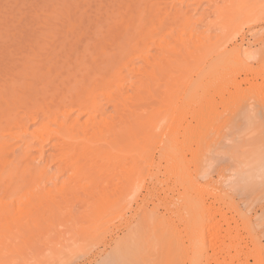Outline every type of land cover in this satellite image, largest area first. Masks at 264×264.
<instances>
[{"label": "bare ground", "instance_id": "bare-ground-1", "mask_svg": "<svg viewBox=\"0 0 264 264\" xmlns=\"http://www.w3.org/2000/svg\"><path fill=\"white\" fill-rule=\"evenodd\" d=\"M197 1V6L203 2V0ZM215 1L207 0L210 6L208 9H211L212 6L215 8L216 21H213L211 25L206 24L205 31L199 32L190 22L191 20L185 18L187 13L185 9L188 6H184V0H176L175 3L177 2L180 7L177 8L176 5L175 9L172 8L173 10L170 12L174 19L182 18L180 26L176 25L180 30L171 25L167 35H163L167 21L164 16L160 26L157 27L159 32L156 30L154 31L155 35L152 34L154 33L151 32L152 25L146 28V30L148 29L146 32L141 30V34L144 33L143 35L138 34V38L141 39L136 38L139 41L137 42L135 39L134 46H131L133 40H128L131 42L128 44V49L123 47L126 49L123 58L121 55L122 59L119 60L115 55L114 59L117 60V63L114 62V65L112 64L110 67L111 70L106 74L100 75L102 77L98 83H89L82 93H76L75 97L66 103L63 101L51 107L45 105L41 108L39 106L37 108L33 104L34 107L30 106L28 110L25 102L23 103L26 105L25 109H23L25 106L20 104L21 108L25 110L20 117L21 123L27 122L30 125H36L32 129L26 128L19 135L22 140L24 136L27 137L28 140L23 143L31 142V145L23 152V156L28 157L31 150H36L39 152L40 159L44 160L46 145L51 142L50 149L53 153L50 158L48 157V167L31 175L28 183H26V179L19 182V178L16 177L18 174L16 165L11 171L7 169L2 173L7 177H14L15 185L11 188L10 194L3 192V198H7L9 201L0 200V264H20V261L21 264H28L27 255L30 253L31 256L29 255L28 259L31 258L32 252L28 251L26 243L29 241L40 243L41 239L45 238L43 235H48L50 238V234L56 233L57 226L59 228L62 222L70 225L69 227L73 229L75 235H79L81 230V233H84L83 235L80 233L83 238L84 235L86 238H96L95 235L105 232L108 230L106 228H110L112 225L114 226L115 221L119 223L124 218L125 208L132 202L130 199L134 193L133 189L139 182L141 183L140 179L142 178L137 164L142 157L143 161L146 159L144 154L149 150H147L148 145L153 142L151 139L139 142L138 134L144 130L151 133L159 127L162 129V131L160 130L161 135L157 142L153 140L156 142L161 160L165 163L161 173L165 179L160 183L164 184L167 180L173 185L181 186L184 191L180 201L184 199V207L186 202L191 200L200 204L198 209L194 207L193 215L187 221L186 234L189 243L187 242L188 246L181 245L179 252L183 251L185 255L188 252L191 256L185 258L181 264H264V253L257 241L258 237L255 236V232L248 224L252 217L247 215V218L244 216L245 212L242 213L244 217L241 219V225L246 231V235L242 233L243 237L239 233L238 224L225 215L226 210L231 208L235 210L236 205L233 204L232 199H229V189L226 188L228 184L237 186L238 184L251 183V181H255L254 179L261 181L264 178V171L260 169L264 164L260 165L259 162V160L262 161V157L264 159V60H261V57L264 56L260 57L259 54L256 55L257 57L255 56L258 60L255 59L253 51L251 52L250 49L251 44L245 43L243 35L240 36L238 43H232L239 37L242 30L239 26L243 11L235 9L238 0H231L232 3L229 5L231 8L228 11L217 8L214 4ZM231 10H233L232 13L229 12ZM139 15L140 13L137 14L136 20L139 19ZM199 21L203 22L202 19ZM141 29L145 30L143 27ZM149 40L150 43H146ZM124 43L126 41H123V46ZM228 44H232L229 49L227 48ZM151 50H155V53L152 54ZM112 61L113 59L108 62L111 64ZM137 61H140L141 65L136 66ZM95 64L98 65V63ZM97 65H95V69L98 68ZM125 72L128 78L124 75ZM89 79L91 80V78ZM12 85H10V90L14 88ZM158 88H162L160 90H164L165 94L164 97L158 94L159 100L153 96V90ZM129 91L130 94H128ZM14 95L15 93H13L10 103L9 98L3 96L0 102L7 108L14 106L18 101V96ZM154 98L158 100L156 108L153 105L154 108L148 110L147 106H145L147 108L141 106L142 104L144 106L146 99L152 101ZM216 98L221 101L219 102L221 106L217 103ZM103 107L111 111L107 113ZM219 107L222 110L220 111L221 116L223 112H228L226 115L236 116L239 123L236 124L238 122L236 118L232 119L231 117V120L235 121V124H231L230 116H228L229 118L225 117V113L221 118L219 110L217 111ZM219 117L221 121L228 119L222 121L224 123L221 124ZM5 122L10 124L11 120L7 119ZM217 122L223 125H220L221 130L217 126L219 125ZM228 122L229 125L225 124ZM230 124L233 125V128L234 125L239 130L242 128L238 132L239 135L253 127L250 129L251 132L254 130L253 133L261 137L263 141L251 143L250 131V136L244 134L245 141L246 135L247 139L249 138V144L245 142V145L248 147L249 145L251 147L259 145L256 149L249 147L252 151H246L244 142L240 143L239 139L243 138L242 134L241 138H234L236 141H229L230 147L232 143L234 145L232 149L228 145L226 147L233 152L229 150L230 153L232 152L230 155L227 152L228 149H225H227L226 154L229 160L231 158L232 166L223 169L224 173L220 171L221 174L216 175L220 181L205 182V175L201 171L203 162H205L204 158L207 157L204 153L213 154V148L217 149V145L219 148L221 147L219 146L222 140H219L220 135H226L223 130L228 127L230 129ZM225 125L226 127H224ZM4 128L5 126L0 124V137H5V135L12 137V134H5ZM215 133H219L218 139ZM224 138L223 140H225ZM216 140L218 141L216 142ZM237 140L239 143H236ZM218 142L219 144L216 145ZM236 144H238V148L235 146ZM209 147L212 148L209 149L210 151H208ZM242 147H245L244 150ZM216 149L215 153L218 150ZM187 154L189 159H187ZM226 154L224 153V155ZM258 162L260 168L257 165ZM55 166L58 176L53 175L49 179L50 184L43 179V184H38L35 187L38 178L43 177L42 174L46 173L47 169ZM150 166L149 164L148 167L150 168ZM227 171L229 174L225 175ZM65 174V179L59 181V175L61 178ZM240 176L242 177L240 178ZM236 178L237 182H233ZM207 200H211V203L207 204ZM190 203L189 205H191ZM179 206H182L181 202ZM191 206L189 207L191 208ZM78 207L82 209L81 212L78 211ZM240 214L238 215L241 216ZM78 218L82 220L79 228L78 223L81 220L78 221ZM158 223L162 225L164 221L158 220ZM59 234L61 235V233ZM49 240L47 241L50 242L51 240ZM230 240L232 244L228 248L227 243ZM53 251L56 250H51L52 255L58 257L59 252L56 255ZM68 252H71V249ZM42 256L36 254L39 261L35 255L33 259L35 257L34 261H37V264L46 263L45 257L40 261ZM6 257H13V260L9 258L11 260L9 263H1V260H5Z\"/></svg>", "mask_w": 264, "mask_h": 264}, {"label": "rangeland", "instance_id": "rangeland-1", "mask_svg": "<svg viewBox=\"0 0 264 264\" xmlns=\"http://www.w3.org/2000/svg\"><path fill=\"white\" fill-rule=\"evenodd\" d=\"M175 1L176 0H0V100L3 97L7 99L9 98L8 100L10 103L13 93H15L14 96H18L17 104L10 106L9 108L3 106L2 102H0V124L5 126V134H12V137L15 138L10 137L9 135L0 137V200L8 202L9 200L7 198H3V192L10 194L11 188L15 185L14 177L10 178L5 176V174H2L5 170L9 169L11 171L12 168H14V165H16L18 167V174L16 177L19 178V182L21 183L22 179H26V183H28L31 179V175L48 167L47 160L50 158L51 153H53L50 149L51 142L46 145L44 160L40 159L39 152L36 150H31L28 157L23 156V152L29 145H31V142L23 143V141L26 142L28 139L24 136V139L22 140L19 135L26 128L32 129L36 127V125H30L27 122L24 124L21 123L20 117L22 112L25 111L23 109L26 108V105L23 103L25 102V104H27V110L30 106L34 107L33 104L36 107L39 106L41 108L45 105L51 107L52 105L62 103L63 101L66 103V101L74 98L76 93H82L89 83H98L100 77L111 70L110 67L112 64L114 65V62L117 63L114 56L116 55L119 60L123 58V54L126 52V49L124 48L128 49V44L131 42L128 40H133L131 46H134L136 41L138 42L141 39L138 38V34L142 33L141 30L146 32L148 30H146V28L152 25L151 32L156 30L159 32V28L157 27L160 26V22L163 20L164 16L167 21L164 26L165 31L163 32V35H167L170 27H172L171 25L180 30L177 26H180L182 18L174 19L170 12V10H173L172 8L176 7V5L177 8L180 7ZM230 1L231 0H216L214 4H216L217 8H222L223 10L227 9L226 11H228L231 8L229 5L232 1ZM199 4L200 5L197 6V0H184V6H188V8L186 7L185 9L187 11L185 18L191 20L190 22L195 25L194 27L200 32L207 29V27H205L206 24L211 25L213 21H216V16L214 14L215 8H213V6L211 9H208L210 6L207 0H203V2H200ZM237 4L238 5L235 6V9L243 11V15L240 17L239 26L242 30L240 35H238L239 37L236 38V42L233 41L232 43H238L240 36L243 35L245 43L248 42V44H251L250 49L251 52L253 51V57L258 60L256 55L260 54V57L264 56L261 55V53H264V0H238ZM193 9L195 10L193 11ZM229 12L232 13L233 10ZM139 13V19L136 20V16ZM199 19H202L203 22H200ZM139 23L140 25H138ZM141 24L144 25L142 26ZM138 26L141 27L135 29L138 28ZM142 27L145 30L141 29ZM136 30L138 33H136ZM152 34L155 35V32ZM212 34L214 35V31ZM123 41H126L124 46ZM146 43H150V40ZM230 45L232 46V44H228V49L231 47ZM151 53H155V50H151ZM109 56L111 60L113 59L111 64L109 63L111 62L110 58L108 59ZM261 60H264V57H261ZM95 63H98V65ZM136 63V66L141 65L140 61H137ZM95 65H97L98 68L96 67L95 69ZM124 75L127 77L126 72ZM89 78H91V80ZM10 85L14 86L11 90ZM160 89L162 88L153 90V96L158 98V100L160 99V94L161 96L163 95V97L165 96L164 90ZM69 90L72 92L70 93ZM128 94H130V91ZM158 94L159 96H157ZM216 99L218 101L217 103L221 102L218 98ZM158 100L155 98L152 99V101L151 99H146V104L144 103V106L143 104L141 106H147L148 110L154 108V106L156 108L158 106ZM20 104H23L25 107L22 109ZM219 106H221L220 103ZM103 110H106L107 113L111 111L105 107H103ZM217 111L220 113L221 118H223L224 113V116L228 113L223 112L221 116V107H219V109L217 108ZM228 116L230 115L228 114ZM228 116L226 115L225 117ZM220 117L219 122L221 124L224 123L222 121L229 118L221 121ZM231 117L232 116H230V121H228L231 122V124H235V121L233 122ZM233 117L236 118V116ZM7 119L11 120L10 124H6L5 120ZM237 119L238 118H236V120ZM237 121L236 124L239 123V120ZM219 122H217V124H219ZM229 122L225 124L229 125ZM160 124L161 123H159V125ZM221 124L217 126L220 128ZM232 126L233 125L230 126V129L229 127L224 130L222 128L223 133L226 135L221 134L222 136L220 135L219 140H223V138L226 137L224 138L225 140H223V143L225 144L222 143V140L220 141L221 144H219V142L216 143V145L219 144L221 147L219 148L217 145L218 150L215 148L217 150L216 153L213 148L214 151H212L215 154L210 152V154L204 153L207 157L204 158L205 162H203V169L201 171L202 174L205 175V182L210 181L213 183L215 181H220V178H217L216 175L218 176V174H221L220 171H223L224 173V170L227 169V167L232 166V163L230 162L231 158L229 160L226 150L228 149L227 152L231 155L233 152L231 149L234 144L232 143V146L230 147L231 144L229 141H236L234 138L240 137L242 134L239 135L238 133L242 128L239 130L238 128H235L237 127L236 125H234V128ZM224 127H226V125ZM250 129H248V133H243L248 135L251 132ZM160 130L162 131L159 127V129L154 132L152 131L151 133H148L146 132L147 130H144L138 134L139 142L151 139L154 143L151 142V144L148 145L147 150H149L144 154L146 156L142 155L144 158L146 157V159L143 161L142 157L139 164H137L139 165V173L142 178L140 181L142 184L139 182L136 185L137 188L135 186V189H133L135 194L133 193L134 197L132 195L130 199L132 200V202L129 203L131 207L127 205L128 208H125L127 211L124 210V218L121 220L122 223H120L121 221L119 223L118 221H115L116 224L114 223V226L112 225L113 227L110 226V228H106V226H104L108 230L105 231L104 229L105 232H101L94 236L96 238H86L84 235V239L83 236H81V234H84L83 232L81 233V230L79 231V235H75L73 229L69 227L70 225L62 222L59 225V228L57 226V232L55 231L56 233L50 234V238L48 235H43L45 238L43 237L44 239H41L40 243H31V241H29L30 243H26L28 244V251L32 252V257L29 259L28 256L30 253H28V255L26 254L28 264H37V261H34L36 254H40V256L43 255L40 257V261L41 258L43 259V257H45L44 259H46V263L43 262L41 264H181L185 258L187 259L191 256L188 252L186 253L188 257L184 254L185 252H179V247L181 245L183 247L185 245L188 246L187 242L189 243V241L186 234L188 226L187 221L192 217L193 209H198L200 204L199 202L196 203L194 200L187 201L185 208L183 206L184 199L180 201L181 195L184 191L183 188L178 185H173L172 182H168L167 180H165L164 184L162 183L163 185L160 183L165 179L163 174H161L165 163L161 160L157 145L155 144L158 137H160L159 135H161ZM253 131L250 133L251 136L250 134L248 135L252 141L249 142L257 143L259 140H262V138L257 136L256 133H253ZM218 134L219 133H215L217 139L219 138ZM244 134H242L243 138L241 140L239 139V141L240 143L244 142L243 145L246 146L245 142L249 144V138L247 139L248 136L246 135L245 141ZM253 134L254 136H252ZM153 139L156 140V142ZM217 141L218 140H216V142ZM239 141L236 143H239ZM227 145L231 149L227 148ZM237 145L238 144L235 146ZM222 146H225L224 149H221L223 148ZM258 146L255 145L252 147L256 149ZM211 147L208 148V151H210L209 149H212ZM249 147L252 148L250 145ZM249 147L246 146V148H244L246 151H252ZM229 150L232 152L230 153ZM243 150L240 151L244 153L245 151ZM224 153L226 155H224ZM189 158L190 157L187 154V159ZM236 159L238 160V158ZM259 162L260 165L264 164L263 157L262 161L259 160ZM259 162L257 163L258 166ZM149 164L151 165L150 168L148 167ZM260 169L264 171V166L263 168L261 166ZM56 171L57 168L55 166L49 170L47 169L46 173L42 174L43 177H40L38 174V177L40 178H38V182L34 186L36 187L38 184H43V179L50 184L49 179L53 175L58 176ZM227 173L229 174L227 171L225 172V175H228ZM62 176L59 178V175V181H63L66 174ZM241 177L242 176H240V178ZM254 180L255 181H251V183H243V185L238 184L237 186L239 187L234 189L232 187H237L236 185L234 186L231 184L233 186H229L228 184L229 188L228 186L226 188L227 190L229 189V199H232L233 204L235 203L236 205L235 210L234 208H231L234 211L231 209L226 210L225 215L238 224V229H240L239 233L243 237L246 235V231L242 228L241 219L247 215L252 217L248 224L252 227L251 230L255 232V236L258 237L257 241L259 246L262 247V252L264 253V178L261 181ZM233 182H237V178ZM180 202L182 203V206H179ZM189 203L193 205L191 206ZM206 203L210 204L211 200H207ZM189 206H191V208ZM77 209L79 212L82 210L80 207ZM236 210L242 211L239 212L241 213V216L238 215L239 213ZM242 213H244V216ZM155 214L157 215L156 217ZM163 215L164 217H161ZM157 217H159V219H157ZM80 220L81 218H78V221ZM158 220L164 221V223L166 222L165 225L164 223L162 225L158 223ZM80 224H82V220L78 223V228ZM59 233H61V235ZM58 234L59 236H56ZM51 236H53L52 239ZM42 243L44 244L41 245ZM52 244L54 246H51ZM231 244L232 241L230 240L227 243L228 248ZM72 246H75V248H72ZM70 249L72 253L68 252ZM51 250H56L53 251L56 255L59 252V258L52 255L53 253H51ZM33 253L35 255L34 259ZM9 258L10 257H6L5 260H1V263H9V261L13 260V257L10 258L11 260Z\"/></svg>", "mask_w": 264, "mask_h": 264}]
</instances>
